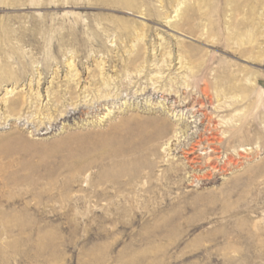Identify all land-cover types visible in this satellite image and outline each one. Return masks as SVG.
<instances>
[{"label": "rangeland", "instance_id": "1", "mask_svg": "<svg viewBox=\"0 0 264 264\" xmlns=\"http://www.w3.org/2000/svg\"><path fill=\"white\" fill-rule=\"evenodd\" d=\"M108 1L0 0V264H264V0ZM243 13L261 18L255 60L201 36ZM223 61L221 79L248 70L244 100L201 93Z\"/></svg>", "mask_w": 264, "mask_h": 264}, {"label": "bare ground", "instance_id": "2", "mask_svg": "<svg viewBox=\"0 0 264 264\" xmlns=\"http://www.w3.org/2000/svg\"><path fill=\"white\" fill-rule=\"evenodd\" d=\"M108 1V0H107ZM118 1H123L122 3H129L131 6H132V8H134L135 10H138V9H141V7H144V9H142V10H144L145 11V14L146 15H149L148 13H149V8H148V6H146V4H138V3H136L135 2V0H112V3H117ZM173 0H171V2H172ZM109 2V1H108ZM107 2V3H108ZM178 3H179V1H178ZM236 6V5H235ZM235 6H233V7H235ZM241 7V6H240ZM178 10V9H177ZM177 10H175V11H177ZM189 11H190V13H189ZM194 12V10H193V8H189V10H185V8H184V10L182 11V10H180V12L179 13H177V17H179V19L178 20H176V21H173V23H171L170 24V26L171 27H175V28H177V29H180V28H182V24H184V23H187L189 20H191L190 18L192 17V13L191 12ZM243 11V10H242ZM244 12V11H243ZM139 13H141V10H140V12ZM176 13V12H175ZM158 16H160V17H162V16H165V18H169L170 17V15L168 14V13H166V14H162V13H159V12H157L156 13ZM203 14H205L204 12H203ZM239 14V13H238ZM237 15V14H236ZM241 17H239V18H237V17H230V19H231V21H225L226 22V27H224V29H222V30H217V29H215L214 27L212 28V27H208V26H206L207 27V30H206V32L204 33V31L202 30V34H201V36L202 35H205V38H206V40L207 39H209V40H211V41H213V40H215V41H217V42H224L228 47L230 46L235 52H237L238 53V55H241V56H243L244 58H246V59H253V60H255V58L256 59H258V58H260L261 56H262V49H261V47H260V43L258 42V39H259V37L262 35V30H261V18H260V16L258 15V21H256V18L255 19H250V16H247V14L246 13H243L242 15H240ZM192 21H193V19H192ZM212 22V21H211ZM192 23V22H191ZM185 25V24H184ZM213 26V25H212ZM184 28H186L185 26H184ZM191 29V28H190ZM201 38V37H200ZM141 39V37H140V35H137V38L135 39V40H140ZM210 42V41H209ZM101 43V40H99V39H93V41L91 42V43H89V44H87V42H83L82 43V45H86V46H92L93 44H96V45H98V44H100ZM211 43V42H210ZM229 47V48H230ZM263 48V47H262ZM138 49V48H137ZM140 54V52L139 51H137L136 53H129V55H128V57L126 58V61L124 62V64L122 65V70L124 71V72H127V73H130L129 71H130V69H133V71L134 72H140L141 70H142V68L144 67V63H145V61L142 59L141 60V54ZM170 52H162L161 53V61H163L164 60V62H166V65H168L169 64V62H168V58H169V56H170ZM187 57V55L185 54V52H184V54H183V52L182 53H180V55H179V59H181V67H184L185 68V66H187L186 65V63H185V61H183V58H186ZM139 60H141V61H139ZM139 61V62H138ZM139 64H138V63ZM225 62H228V61H225ZM222 63V62H221ZM221 63H219V64H221ZM223 63H224V61H223ZM96 64H97V67H98V74L97 75H92V77L94 78V76H95V78H94V85H95V87H94V89L91 91L92 93H90L91 94V97H92V99L94 100H96V99H99L100 100V98H104V97H108V95H109V91L107 90V88H108V86H110V81L107 79V78H105L104 77V72H103V66H101L102 65V62H96ZM67 65H68V67H72L73 69H72V71L71 72H73V71H76V73H74V74H71V76L72 77H76V76H78V73H77V69H76V65L74 64H70L69 62L67 63ZM164 65V64H163ZM228 65V64H227ZM227 65H225V63L222 65V66H219V67H215V69L213 68V69H211L210 71H213V80L212 81H209V79H207L209 82L207 83V84H205V86H204V88L203 89H201V93L203 94H209L208 92L210 91V93L214 96V97H216V98H223V96H225L226 94H230V93H235V92H237V93H240L241 94V99L242 100H244L245 99V97H244V94H246V95H248V94H250L251 93V91L253 90V87H252V84L251 83H247V79H249L248 78V76H246V75H248V70L246 69V68H244V67H239L238 68V72H240V75H241V77L239 78H236V79H229V76H227V75H225V74H223L224 75V77L225 76H227V80H225L226 79V77L225 78H223V79H221L220 77V75L223 73V72H226V70L228 69V67H227ZM236 65V64H235ZM101 66V67H100ZM199 68V67H198ZM187 74H186V76L187 77H189L190 79H192L193 77L192 76H194V75H196V73L193 71L194 70V67L191 65V66H188L187 68ZM230 69V68H229ZM197 71V70H196ZM230 71V70H229ZM200 72V71H199ZM228 72V71H227ZM234 73V72H233ZM125 74V73H124ZM100 75V76H99ZM197 75H198V73H197ZM229 75V74H228ZM206 79V78H205ZM73 80V79H72ZM204 80V79H203ZM192 81V80H191ZM189 84H190V82L188 81V83L186 84V86L188 87L189 86ZM110 90V89H109ZM90 91V90H89ZM69 93H70V95H72V94H74L75 92H73V89H72V87L71 86H69ZM54 95V94H53ZM88 95H83V97L85 98V97H87ZM206 96H208V95H206ZM57 96H55V98H56ZM209 97V96H208ZM212 97V96H211ZM74 98V97H73ZM80 98V97H79ZM60 98L58 97V98H56L55 100H59ZM76 99V98H75ZM81 99V98H80ZM94 100V101H95ZM89 101V100H88ZM238 101L236 100V101H234L233 103H231V104H236ZM25 103V101H24V99H22V98H18V97H14V98H11V99H9L8 100V104H7V108H9L11 111L13 110L14 111V109H15V111L17 110V108L19 107V106H21L22 104H24ZM23 106V105H22ZM218 108H221L220 106H217ZM216 107V108H217ZM21 108V107H20ZM57 108V107H56ZM19 109V108H18ZM9 110V111H10ZM19 110H21V109H19ZM13 113V112H12ZM206 117V116H205ZM159 120V119H158ZM245 121H246V119H245ZM249 121V120H248ZM155 122V121H154ZM190 122H191V120H190ZM189 122V123H190ZM197 122V121H196ZM200 122V121H199ZM126 123V122H125ZM143 123V122H142ZM157 123H158V121H157ZM250 123V122H249ZM128 124L129 123H127V126H128ZM143 124H145V123H143ZM142 124V125H143ZM199 124V123H198ZM124 125V124H123ZM129 125H131V124H129ZM137 125H141L140 123L139 124H137ZM141 125V126H142ZM153 126V124H152V122L150 123V126ZM158 125V124H157ZM247 125V124H246ZM126 126V124L124 125V129L127 127H125ZM144 126H146V125H144ZM185 126V125H184ZM113 127H115V126H113ZM113 127H112V129H113ZM157 127V126H156ZM159 127H160V130L161 131H166L165 130V128L166 127H164V124H163V122H161L160 123V125H159ZM187 127H189L188 125H186V128ZM128 128V127H127ZM131 128L132 127H130V128H128V129H130L131 130ZM138 128H140L139 126H138ZM142 128V127H141ZM154 128V127H153ZM116 129H117V127H116ZM133 129V128H132ZM147 129V128H146ZM138 130V129H137ZM136 129H135V131H137ZM148 130V129H147ZM118 131V130H117ZM116 131V132H117ZM132 131V130H131ZM130 131V132H131ZM140 131V130H139ZM146 131V130H145ZM149 131V130H148ZM155 131V130H154ZM169 131V130H168ZM239 131V130H238ZM121 132H126V130L125 131H121ZM129 131H127V133H128ZM130 132H129V134H130ZM143 132H144V129H143ZM142 132V133H143ZM147 132V131H146ZM146 132H144L145 134L144 135H146ZM156 132L157 131H155V134H156ZM134 132H131V134H133ZM140 133V132H139ZM142 133H140V135H143ZM149 133V132H148ZM158 133H159V131H158ZM157 133V134H158ZM162 133V132H161ZM177 132H175L174 133V137H176V134ZM240 133V132H239ZM248 134H249V132H247ZM150 134V133H149ZM154 134V133H153ZM166 134V133H165ZM110 135V134H109ZM112 135V134H111ZM125 135H126V133H125ZM159 135V134H158ZM148 136V135H147ZM163 136V135H162ZM89 137H92V136H89ZM150 137V136H149ZM154 137L156 138V136L154 135ZM164 137V136H163ZM155 138H153V139H155ZM158 138V137H157ZM162 138V137H161ZM160 138V139H161ZM168 138V137H167ZM243 138V137H242ZM106 139V138H105ZM129 139V138H128ZM138 139V138H137ZM159 139V138H158ZM163 139V138H162ZM170 138H168V139H166L165 140V142H163L164 144H168V141H170L169 140ZM197 139V138H196ZM107 140V139H106ZM133 140V139H132ZM141 140V139H140ZM172 140V139H171ZM142 141H143V139H142ZM195 141V140H194ZM90 142H92V141H90ZM105 142V141H104ZM115 142V141H114ZM113 142V143H114ZM106 143V142H105ZM116 143V142H115ZM91 144V143H90ZM92 144H94V143H92ZM111 145H112V143H110ZM129 144V143H128ZM135 144V143H134ZM143 144V143H142ZM141 144V145H142ZM161 144V143H160ZM175 144V143H174ZM180 144V143H179ZM191 144H192V142H191ZM130 146H131V144H129ZM144 145V144H143ZM170 146V145H169ZM190 146V145H189ZM192 146V145H191ZM190 146V147H191ZM132 148H133V146H132ZM131 148V149H132ZM192 148V147H191ZM116 149H117V147H116ZM124 149V148H123ZM122 149V150H123ZM171 149V148H170ZM134 150H135V148H134ZM174 150H176V149H174ZM136 151V150H135ZM121 153V152H120ZM118 155H120V154H118ZM117 155V156H118ZM138 161V160H137ZM104 169V168H103ZM113 169V168H112ZM111 169V170H112ZM107 170H109V169H107ZM107 170H105L106 172H107ZM111 170H110V173L109 174H111ZM104 171V173H106ZM122 172H124V171H122ZM118 176V175H117Z\"/></svg>", "mask_w": 264, "mask_h": 264}]
</instances>
